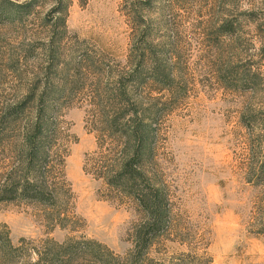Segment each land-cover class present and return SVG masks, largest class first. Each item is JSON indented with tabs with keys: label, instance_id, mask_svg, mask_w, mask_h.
Listing matches in <instances>:
<instances>
[{
	"label": "rangeland",
	"instance_id": "rangeland-1",
	"mask_svg": "<svg viewBox=\"0 0 264 264\" xmlns=\"http://www.w3.org/2000/svg\"><path fill=\"white\" fill-rule=\"evenodd\" d=\"M11 1L23 9L0 22V111L28 101L23 126L44 107L66 154L55 207L0 203L12 242L87 238L131 250L136 205L91 174L100 107L125 86L153 121L146 169L171 208L149 256L264 264V181L251 170L264 156V0ZM140 57L146 82L131 84Z\"/></svg>",
	"mask_w": 264,
	"mask_h": 264
},
{
	"label": "trees",
	"instance_id": "trees-1",
	"mask_svg": "<svg viewBox=\"0 0 264 264\" xmlns=\"http://www.w3.org/2000/svg\"><path fill=\"white\" fill-rule=\"evenodd\" d=\"M0 4L2 23L23 9V5L11 0H0ZM221 28L223 34L230 32L227 23ZM144 60L140 57L130 69L131 84L146 82L141 79ZM38 101L44 102V97L38 96ZM26 103L7 104L0 111V203L24 201L53 208L60 190L57 171L59 168L64 176L66 154L56 146V126L44 119V107H38L32 121L21 126ZM105 103L99 111L103 128L98 129V158L91 174L103 180L116 195L136 205L140 217L131 231L133 247L121 256L87 238H70L62 243L47 239L41 247L23 238L15 245L8 229L0 228V264H194L183 255L167 263L155 262L149 256L153 244L171 227L169 195L146 169L147 162L155 164L153 121L138 111L139 102L125 86L119 96L108 98ZM118 103L124 109H112ZM106 139L111 140V145L104 144ZM87 161L84 171L89 173ZM252 164L251 170L260 178L256 182H263L264 156Z\"/></svg>",
	"mask_w": 264,
	"mask_h": 264
}]
</instances>
